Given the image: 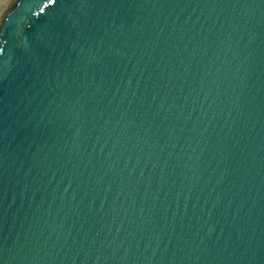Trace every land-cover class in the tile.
Segmentation results:
<instances>
[{
  "label": "water",
  "instance_id": "water-1",
  "mask_svg": "<svg viewBox=\"0 0 264 264\" xmlns=\"http://www.w3.org/2000/svg\"><path fill=\"white\" fill-rule=\"evenodd\" d=\"M0 264H264V0H0Z\"/></svg>",
  "mask_w": 264,
  "mask_h": 264
},
{
  "label": "snow or ice",
  "instance_id": "snow-or-ice-1",
  "mask_svg": "<svg viewBox=\"0 0 264 264\" xmlns=\"http://www.w3.org/2000/svg\"><path fill=\"white\" fill-rule=\"evenodd\" d=\"M53 2H55V0H53ZM0 25H2L3 26V28H7V23H6V21L5 22H0ZM4 51V49L3 48H0V52H3Z\"/></svg>",
  "mask_w": 264,
  "mask_h": 264
}]
</instances>
